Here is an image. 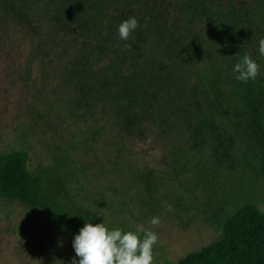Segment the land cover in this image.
<instances>
[{
	"label": "rangeland",
	"instance_id": "rangeland-1",
	"mask_svg": "<svg viewBox=\"0 0 264 264\" xmlns=\"http://www.w3.org/2000/svg\"><path fill=\"white\" fill-rule=\"evenodd\" d=\"M47 1L0 0V152L24 149L33 156L42 137L57 144L90 135V146L83 157L85 178L91 189L96 188L108 201L117 199L116 219L124 228L134 231L143 226L158 234L153 264L176 263L216 240L224 219L241 205L253 204L264 211V173L253 158L246 136L235 138L231 158L222 162L209 159L201 180L182 167L178 153L185 147L194 119L192 101L178 98L180 91L188 87L179 78L168 82L169 93L160 96L161 117H152L147 99L144 110L136 109L137 118L124 122L123 137H119L133 145L135 151L117 160L113 150L94 137V129L114 116L104 99L106 83L101 72H106L112 63L126 73L137 65L146 69L147 58L131 46L124 50L110 44L104 51L96 49L94 58L78 62L83 68L88 63L95 65L90 76L78 71L68 76L71 60L85 51L86 43L98 38V34L86 23L81 27L77 19H72L69 27L51 34L58 37L51 46L37 28V15ZM123 1L124 6L117 4L111 14L118 18L135 16L138 27L147 24L150 13L161 5L157 0ZM236 3L252 9L264 0ZM255 24L258 41L264 37V18ZM121 42L116 37L115 43ZM127 55H133V61ZM262 63L264 66V57ZM168 65V72L160 66L155 77L140 82V93H150L155 80L167 83L161 77L173 71L170 62ZM175 66L180 71L178 64ZM68 79L75 84L69 86ZM175 103L169 120L163 107ZM142 113L153 123L152 132L143 136L138 134L136 123L148 121L142 119ZM116 164L120 165L124 181L114 185ZM169 207L171 212L166 210ZM107 215L111 217L109 211ZM153 216L159 217V225L149 224ZM44 226L38 213L0 201V264H71L64 246Z\"/></svg>",
	"mask_w": 264,
	"mask_h": 264
},
{
	"label": "trees",
	"instance_id": "trees-1",
	"mask_svg": "<svg viewBox=\"0 0 264 264\" xmlns=\"http://www.w3.org/2000/svg\"><path fill=\"white\" fill-rule=\"evenodd\" d=\"M157 2L161 5L159 9L156 5L155 13H150L148 23L138 27L119 45L115 43L119 36L117 27L128 16L118 18L111 11L117 4L124 6L123 0H48L37 15L40 20L37 28L50 40L51 46L58 40L51 34L69 27L72 19H77L81 27L86 23L98 34V38L86 43L85 51L71 60L68 76L74 71L90 76L89 71L95 69V65L88 63L83 68L78 62L94 58L96 49L104 51L110 44L124 50L128 48L126 44L130 45L132 50L147 58L146 69L137 65L126 73L127 70L112 63L105 68L106 72H101L105 74L104 99L114 116L93 127L94 137L113 150L117 160L131 156L134 146L119 137H123L124 122L137 118L136 109L144 110L147 99L151 102L152 117H161L160 96L169 93L168 82L179 78V82L187 83L188 87L180 91L178 98L192 101L194 119L185 147L178 153L182 167L189 168V172H194L201 180L209 159L222 162L231 158L235 138L244 135L251 143L253 158L264 173V66L263 57L258 56L255 31L256 20L264 18V3L250 9L237 4V0ZM245 50L261 66L256 79L247 83L237 81L231 70L240 58L237 55H243ZM129 58L133 61L134 57L130 55ZM169 62L173 71L161 77L167 83L155 80L154 89H149L152 96L140 93V82L155 77L160 66L163 72H168ZM68 83L69 86L75 84L70 79ZM168 105L163 111L170 120L176 103ZM141 116L148 120H136L138 134L143 136L152 132L153 123L146 114ZM42 139L36 151L33 150V156L24 149L0 152V201L42 216L45 230L59 240L70 258L75 256L72 240L86 221L94 225L105 221L110 228L130 230L116 219L117 199L108 201L96 188L94 192L85 178L83 157L89 149L91 136L86 139L71 137L57 144L45 137ZM118 166L116 164V172L112 175L114 185L124 181ZM164 264H264V211L253 204L239 206L224 219L216 240L176 263Z\"/></svg>",
	"mask_w": 264,
	"mask_h": 264
},
{
	"label": "clouds",
	"instance_id": "clouds-1",
	"mask_svg": "<svg viewBox=\"0 0 264 264\" xmlns=\"http://www.w3.org/2000/svg\"><path fill=\"white\" fill-rule=\"evenodd\" d=\"M139 26L135 16L122 20L117 27V33L122 41H127ZM259 57H264V37L257 42ZM130 47V45H125ZM232 66L237 81L247 83L255 80L260 74L261 66L246 50ZM171 212L169 207L166 209ZM150 225H159L158 216L149 220ZM158 242V234L143 226L133 230H123L120 227L110 228L106 222L93 224L86 221L72 240L75 256L71 264H153V249ZM78 258V259H77Z\"/></svg>",
	"mask_w": 264,
	"mask_h": 264
}]
</instances>
